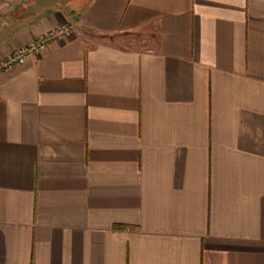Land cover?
Listing matches in <instances>:
<instances>
[{
  "label": "crops",
  "instance_id": "1",
  "mask_svg": "<svg viewBox=\"0 0 264 264\" xmlns=\"http://www.w3.org/2000/svg\"><path fill=\"white\" fill-rule=\"evenodd\" d=\"M0 264H264V0H0Z\"/></svg>",
  "mask_w": 264,
  "mask_h": 264
},
{
  "label": "built area",
  "instance_id": "2",
  "mask_svg": "<svg viewBox=\"0 0 264 264\" xmlns=\"http://www.w3.org/2000/svg\"><path fill=\"white\" fill-rule=\"evenodd\" d=\"M63 30L64 27H57L48 31L43 36L37 37L36 39H33L28 43L15 48L3 62H0V71L4 69H10L14 65L22 63L27 55L39 50L46 41L53 38Z\"/></svg>",
  "mask_w": 264,
  "mask_h": 264
},
{
  "label": "rangeland",
  "instance_id": "3",
  "mask_svg": "<svg viewBox=\"0 0 264 264\" xmlns=\"http://www.w3.org/2000/svg\"><path fill=\"white\" fill-rule=\"evenodd\" d=\"M8 55H9V54H8ZM8 55H6L5 57H3V58L0 60V62H3V61L6 59V57H7Z\"/></svg>",
  "mask_w": 264,
  "mask_h": 264
}]
</instances>
